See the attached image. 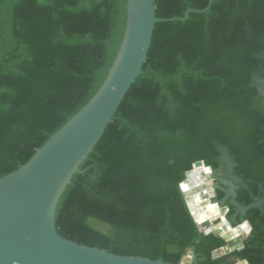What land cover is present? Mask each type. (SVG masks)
<instances>
[{
  "label": "trees",
  "instance_id": "obj_1",
  "mask_svg": "<svg viewBox=\"0 0 264 264\" xmlns=\"http://www.w3.org/2000/svg\"><path fill=\"white\" fill-rule=\"evenodd\" d=\"M209 2L154 0L141 74L57 204L62 238L172 264L190 251L196 264H264V207L247 211L243 249L215 258L225 240L200 231L177 189L200 159L228 175L224 150L243 180L236 202L264 200V0ZM126 22L127 0H0V179L94 97Z\"/></svg>",
  "mask_w": 264,
  "mask_h": 264
},
{
  "label": "water",
  "instance_id": "obj_2",
  "mask_svg": "<svg viewBox=\"0 0 264 264\" xmlns=\"http://www.w3.org/2000/svg\"><path fill=\"white\" fill-rule=\"evenodd\" d=\"M212 2L210 0L205 11L209 10ZM191 12L188 10L183 18L170 21H186ZM160 21L155 14L154 0H127L124 37L103 85L87 105L38 149L25 165L0 179V264H172L80 246L59 236L55 225L61 195L71 178L79 173L80 164L92 152L140 76L147 61L155 25ZM254 81L264 86V80L255 77ZM260 92L264 96V90L260 89ZM222 160L227 165L229 179H224L219 170L212 171L210 175H200L204 181L200 184L193 173L187 176L191 185L189 192L182 194L185 201L194 204L193 211L204 212L207 204L214 203L221 215H224L225 203L230 199L242 222L247 211L264 207V200L253 197L252 204L239 205L236 190L238 185H243V180L233 175V167L224 150ZM217 190L225 195L220 201L212 194ZM197 196L199 204H195ZM234 222L235 219L229 224ZM217 225L220 227L216 228ZM198 226L203 234L208 228L213 231L207 235L222 238L220 233H225L223 239L226 244L213 253L215 258L242 250L240 245L251 238V235H242L228 239L227 226L222 224L219 216ZM188 254L192 256L191 263L196 264L194 252ZM185 264L188 262L185 261Z\"/></svg>",
  "mask_w": 264,
  "mask_h": 264
},
{
  "label": "clouds",
  "instance_id": "obj_3",
  "mask_svg": "<svg viewBox=\"0 0 264 264\" xmlns=\"http://www.w3.org/2000/svg\"><path fill=\"white\" fill-rule=\"evenodd\" d=\"M197 164L199 166H197ZM213 169L211 165L206 164V162L203 159H200L198 162H193L191 164L190 169L185 170L184 175L186 177V179L184 180H180L177 182V189L180 193H188L190 190V183L187 181V176L190 174H195V178L196 180L200 183L203 184L204 181L202 179H200V175L203 174H208L210 175L212 173ZM213 195L215 194L214 192L212 193ZM200 203V198L197 196L195 198V204H199ZM185 206L188 208L189 210V214L192 216L194 222L199 225L201 224L203 221L205 220H209L211 218H215L217 216L220 217L221 222L223 225L227 226V233L228 235V239H233L235 237H240V236H244L247 237L248 235H250L253 231L252 228V224L249 220L245 219L242 222H240L237 225H230L228 220H227V214L229 213L230 209L225 206L223 209L224 215H221L220 210L217 208V205L214 203H209L207 204L205 211L204 212H200V211H193V207L194 204L190 203L188 201H185ZM220 225H217L216 228H219ZM213 231L212 228H208L205 231V235L211 233ZM221 237L223 238L225 236L224 232L220 233ZM243 248V244L240 245V249ZM191 260H192V256L191 254H186L185 256H182L179 260V264H185V261L188 262V264H191ZM241 264H248L247 259H244L241 261Z\"/></svg>",
  "mask_w": 264,
  "mask_h": 264
},
{
  "label": "flooded vegetation",
  "instance_id": "obj_4",
  "mask_svg": "<svg viewBox=\"0 0 264 264\" xmlns=\"http://www.w3.org/2000/svg\"><path fill=\"white\" fill-rule=\"evenodd\" d=\"M222 175H223V174H222ZM223 178L227 180V179H229V176H228V175H223ZM214 184H215V181H214ZM214 198H216V191H215V197H214ZM224 207H225V206H224Z\"/></svg>",
  "mask_w": 264,
  "mask_h": 264
},
{
  "label": "rangeland",
  "instance_id": "obj_5",
  "mask_svg": "<svg viewBox=\"0 0 264 264\" xmlns=\"http://www.w3.org/2000/svg\"><path fill=\"white\" fill-rule=\"evenodd\" d=\"M210 183H211V182H210ZM213 183H214V182H213ZM213 183H212V184H213Z\"/></svg>",
  "mask_w": 264,
  "mask_h": 264
}]
</instances>
